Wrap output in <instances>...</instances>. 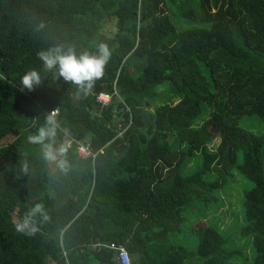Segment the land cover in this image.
<instances>
[{"label":"trees","instance_id":"trees-1","mask_svg":"<svg viewBox=\"0 0 264 264\" xmlns=\"http://www.w3.org/2000/svg\"><path fill=\"white\" fill-rule=\"evenodd\" d=\"M99 43L110 57L87 91L38 57L55 46L96 54ZM32 70L40 85L21 90ZM168 82L179 101L155 106ZM115 90L109 106L97 101ZM53 109L59 145L71 140L63 173L28 140ZM244 115L264 122V0H0V264H121L99 243L122 244L131 264H231L244 253L206 218L194 251L173 239L186 209L221 199L234 168L254 182L242 233L256 254L244 264H264V137L240 127ZM80 143L95 157L79 156ZM197 152L202 165L186 173ZM36 203L48 220L18 232Z\"/></svg>","mask_w":264,"mask_h":264},{"label":"rangeland","instance_id":"rangeland-1","mask_svg":"<svg viewBox=\"0 0 264 264\" xmlns=\"http://www.w3.org/2000/svg\"><path fill=\"white\" fill-rule=\"evenodd\" d=\"M182 22L184 21H180V23ZM115 24V18L109 20V24L105 31L106 35H114L116 31ZM75 54L79 55L81 53ZM165 86V89L164 85L159 88L158 98L154 103L155 106H160L161 104L174 105L179 101L180 96L175 93V90L170 83H166ZM210 113L211 108L204 106V112L199 118H197L196 125H201L204 120L210 116ZM240 127L257 136L264 137V122L257 115L242 116L240 119ZM61 129H57L56 137L53 142L54 147L59 146V143L61 142L60 136L63 133V130ZM219 142V137L214 138L210 145L211 149L215 150ZM63 144L69 146L71 140H67L63 142ZM238 160L240 163L243 161L242 151L238 152ZM202 161L201 152H197L186 166V173H193L196 171L202 165ZM49 164L51 167L55 166L54 163L49 162ZM230 173L231 176L228 178L227 183L219 192L221 197L220 200L213 204H209L206 207L196 204L185 210V221L182 226V231L174 237L173 241L176 244L185 246L188 250L194 251L197 247L198 240L197 235L193 232V225H195L194 223H203V218H206V223L204 224L217 227L222 235L226 237L227 249L242 250L244 253V256L242 257L234 256L230 263L244 264L245 258L250 262H253L256 254L252 236L250 234L244 235L242 233L243 227L246 224L244 211L245 193L254 186V182L245 177L237 168L232 169ZM215 177L216 173L214 171L206 175L208 180H213Z\"/></svg>","mask_w":264,"mask_h":264},{"label":"clouds","instance_id":"clouds-1","mask_svg":"<svg viewBox=\"0 0 264 264\" xmlns=\"http://www.w3.org/2000/svg\"><path fill=\"white\" fill-rule=\"evenodd\" d=\"M41 23L38 28H43ZM96 54L83 52L76 55L71 47L66 50L61 46H55L38 53L45 70H55L65 81H71L85 91L91 88L94 80L103 75L104 65L110 57V50L104 43H99ZM21 90L31 91L41 83L40 75L35 71H29L21 77ZM58 124L54 115H49L42 127L37 130L35 135L28 137L29 142L39 144L42 149V156L45 161L54 163L55 167L61 172H66L68 162L65 159L67 145L61 144L54 147L53 142L56 137ZM36 217L40 222L48 220V215L43 205L36 203L31 206L24 217L15 224L18 232L31 235L37 231Z\"/></svg>","mask_w":264,"mask_h":264},{"label":"built area","instance_id":"built-area-1","mask_svg":"<svg viewBox=\"0 0 264 264\" xmlns=\"http://www.w3.org/2000/svg\"><path fill=\"white\" fill-rule=\"evenodd\" d=\"M114 96L118 97V92L117 90L114 91V93H106V92H101L96 96L97 101L102 104L103 106H109L113 99ZM58 111L56 109H53L50 111L51 115L57 114ZM78 154L79 156L85 158L86 156H93L95 157L96 153H93L91 150V146L88 143H80L78 147ZM97 246H105L108 247L116 252V258L121 262V264H131V260L128 254V251L122 244H116V243H111V244H104V243H99Z\"/></svg>","mask_w":264,"mask_h":264}]
</instances>
